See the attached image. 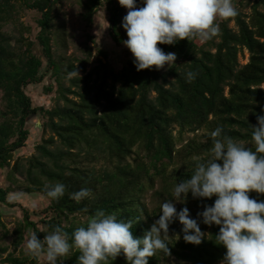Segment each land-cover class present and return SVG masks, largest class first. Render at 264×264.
Returning a JSON list of instances; mask_svg holds the SVG:
<instances>
[{
    "label": "trees",
    "instance_id": "16d2710c",
    "mask_svg": "<svg viewBox=\"0 0 264 264\" xmlns=\"http://www.w3.org/2000/svg\"><path fill=\"white\" fill-rule=\"evenodd\" d=\"M64 1L68 0H0V168L8 170L10 184L7 189L0 187V204L13 206L8 200L15 193L40 195L48 202L37 214L38 221L25 210L24 222L14 228L13 252L0 248V255L8 253L2 264H38L37 258L22 252L27 234L36 232L43 240L59 226L71 243L75 229L86 226L98 209L115 212L118 220L133 221V234L143 237L161 214L160 207L150 211L143 202L148 188H154L160 179L163 192H168L166 188L190 179L193 157L209 158L213 147L210 133L218 126L223 128L222 135L255 150L251 126H257V116L264 115V0L238 3L239 14L217 21L220 34L210 41L159 45L165 53L177 54L175 64L166 70L137 71L131 59L117 72L100 59L102 51L89 72L88 63L64 65L56 57L54 10ZM136 4L142 7L143 0ZM248 6L250 13L245 12ZM83 9L91 24L105 9L113 40L124 44L127 34L122 21L128 10L118 0H84ZM22 12L40 15L35 39L32 28L21 22ZM10 25L13 31L7 32ZM245 51L249 62L241 65ZM93 52L89 47V60ZM76 67L85 75L70 77L68 73ZM189 71L196 74L191 83L186 82ZM48 75L51 80L45 93H55L53 107H34L26 90L43 84ZM37 115L49 138L43 137L31 156L10 162L8 155L27 149L31 137L28 122ZM186 131H205L204 141L193 138L178 149ZM171 167H175L173 178L168 174ZM56 182L63 183L66 191L52 199L45 185ZM81 188L90 189L92 196L78 203L70 194ZM189 195L196 210L193 219L208 236L199 245L186 243L180 227V240L172 245L167 242L171 255L188 264H221L226 249L215 242L219 226L206 225L197 215L205 205H213L216 197L194 199ZM250 196L264 201V195L252 192ZM1 226L6 228L0 221ZM79 255L72 249L57 264H78ZM162 256L158 252L149 264H161ZM109 264L128 262L120 255Z\"/></svg>",
    "mask_w": 264,
    "mask_h": 264
},
{
    "label": "clouds",
    "instance_id": "9594fccd",
    "mask_svg": "<svg viewBox=\"0 0 264 264\" xmlns=\"http://www.w3.org/2000/svg\"><path fill=\"white\" fill-rule=\"evenodd\" d=\"M118 3L128 10L122 21L127 34L123 43L137 71L171 67L177 54L165 53L159 45L210 41L220 34L217 20L228 21L239 14L232 0H143L142 7H137L136 0ZM68 75L80 78L77 67ZM195 77V73L187 72L186 82L191 83ZM251 127L255 150L222 135V127L213 130L209 158L193 157L191 178L177 183L173 190V200L181 203L189 192L194 199L216 197L213 205H205L197 215L204 224L219 226L215 242L226 249L221 264H264V201L250 196L252 192L264 195V115H258L257 126ZM45 189L48 197L58 199L65 194L66 186L56 182L45 185ZM91 196L88 188L70 194L78 203ZM173 200L161 204L159 218L143 237L133 234V221L118 220L115 212L106 214L98 209L86 226L75 229L71 243L68 233L57 226L43 240L31 232L26 250L33 258H45L47 264H57L58 258L69 256L72 249L80 253L78 264H109L120 255L128 264H149L158 252L170 257L169 226L175 220L183 226L186 243L199 245L206 235L198 221L190 217L189 209L178 212Z\"/></svg>",
    "mask_w": 264,
    "mask_h": 264
},
{
    "label": "rangeland",
    "instance_id": "374dc122",
    "mask_svg": "<svg viewBox=\"0 0 264 264\" xmlns=\"http://www.w3.org/2000/svg\"><path fill=\"white\" fill-rule=\"evenodd\" d=\"M249 1L250 0H232L235 7L238 5V3L247 5ZM83 3L84 0H68L56 5L54 10L55 29L53 42L56 57L61 59L64 65H68L71 62L75 63L77 66L88 63L87 72H89L97 64L98 51H102L104 56H101L100 59L105 64L114 69L116 72L122 70L128 61L134 58L129 49L124 44H117L113 40L108 12L105 9L100 10L91 24L84 17L85 11L83 9ZM250 11L251 6H248L245 12L250 13ZM20 18L21 22L25 26L32 28L33 34L31 37L35 39L39 33L37 20L40 18V15L32 12H22ZM231 27H235V24L231 23ZM5 30L7 32H12L13 26L10 25ZM63 41H65L66 46L63 45ZM89 47L94 49L90 60L88 57ZM36 53H41L39 47H37ZM44 61L46 60L44 59ZM248 62L249 53L245 51L244 54L240 56V63L241 65H246ZM168 67L169 66L166 65L164 70H166ZM80 75L84 76L85 74L82 73ZM50 80L51 79L48 75L43 84L30 86L26 90V93L33 100L34 107H53L54 98L56 97L55 93L51 95H47L45 93V87L49 85ZM262 89H264V85L262 86ZM28 129L31 133L28 147L25 150L22 149L21 151L15 153L13 162L19 158H27L34 154L35 146L41 142L42 138H49L50 136L49 133L45 134L43 131V123L40 115L31 117L28 122ZM205 133V131H199L197 133L188 131L184 132L180 138L181 142L178 143V149H182L193 138H196L199 141H204L203 135ZM175 135L179 137V129H177ZM180 165H182V163ZM174 169L175 167H171L168 170L169 178H173L171 175H173ZM7 173V169L4 170L0 168V187L5 189L9 188L10 186L7 181ZM163 190V183L160 179H157L154 188H148L144 195L143 202L150 211L160 207L164 201H170L174 199V186L166 188L168 192H163ZM8 202L13 206L0 204V221L6 227H0V248H8V253H11L14 250V242L16 240L14 228L17 223L24 222L25 210L31 213V218L33 221H38L40 218L36 217L37 214L46 209L48 202L40 195H24L21 193L10 194ZM173 203L175 204L178 212L182 208L187 207L189 209L190 217L194 218L196 210L189 194L185 202L181 203L173 200ZM180 227L183 226L180 224L179 220L170 224L169 238L167 241L169 244L172 245L174 242L176 243L180 240L181 235L180 232H178ZM204 233L206 234L205 236H208V231ZM29 236V234L26 235V240L22 247V252L25 254H28L26 250V243ZM8 253L3 256L0 255V264H2V260L7 257ZM38 264H47V261L45 258L41 257L38 259ZM161 264L188 263L180 261L173 255L170 257L164 255L161 257Z\"/></svg>",
    "mask_w": 264,
    "mask_h": 264
},
{
    "label": "water",
    "instance_id": "95a60500",
    "mask_svg": "<svg viewBox=\"0 0 264 264\" xmlns=\"http://www.w3.org/2000/svg\"><path fill=\"white\" fill-rule=\"evenodd\" d=\"M7 158H8V160H9L10 162H13V161H14V154H10V155H8Z\"/></svg>",
    "mask_w": 264,
    "mask_h": 264
}]
</instances>
